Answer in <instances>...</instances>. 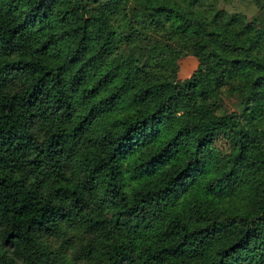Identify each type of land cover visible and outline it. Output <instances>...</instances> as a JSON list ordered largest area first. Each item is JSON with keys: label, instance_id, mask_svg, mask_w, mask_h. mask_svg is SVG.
Instances as JSON below:
<instances>
[{"label": "trees", "instance_id": "obj_1", "mask_svg": "<svg viewBox=\"0 0 264 264\" xmlns=\"http://www.w3.org/2000/svg\"><path fill=\"white\" fill-rule=\"evenodd\" d=\"M244 1L0 0V264H264Z\"/></svg>", "mask_w": 264, "mask_h": 264}, {"label": "rangeland", "instance_id": "obj_2", "mask_svg": "<svg viewBox=\"0 0 264 264\" xmlns=\"http://www.w3.org/2000/svg\"><path fill=\"white\" fill-rule=\"evenodd\" d=\"M228 8L232 11L235 9L240 11H248V13L252 12L251 8L249 9L248 7H246V3L244 0H233ZM207 56L208 55H206V59L208 63H210ZM207 61H201L198 56L189 54L180 61L181 68L178 77L183 79L190 76L200 65H202L201 63H203L205 66L209 65Z\"/></svg>", "mask_w": 264, "mask_h": 264}]
</instances>
